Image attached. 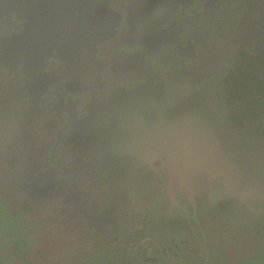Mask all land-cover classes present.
<instances>
[{
  "label": "flooded vegetation",
  "instance_id": "af4514ba",
  "mask_svg": "<svg viewBox=\"0 0 264 264\" xmlns=\"http://www.w3.org/2000/svg\"><path fill=\"white\" fill-rule=\"evenodd\" d=\"M67 1L70 51L40 33L59 20L58 0L0 3V40L35 27L23 34L34 41L28 66L0 60V211L41 233L30 263L242 264L264 247V194H227L218 180L192 199L171 194L163 158L119 156L98 123L78 128L117 98L94 99L77 77L92 66L65 59L92 52L100 82L123 92L153 78L168 108L211 86L234 124L264 135V0Z\"/></svg>",
  "mask_w": 264,
  "mask_h": 264
},
{
  "label": "water",
  "instance_id": "95a60500",
  "mask_svg": "<svg viewBox=\"0 0 264 264\" xmlns=\"http://www.w3.org/2000/svg\"><path fill=\"white\" fill-rule=\"evenodd\" d=\"M40 1L47 8L55 3V0ZM67 3V0H58L53 9L59 10V20L50 24L53 25L51 31L41 29L40 33L43 30V37L59 39L60 45L70 51L67 42L75 37H69L72 19ZM78 20L79 17L76 22ZM34 31L35 27L29 26L24 33L0 40V60L8 65L9 59L15 57L22 68L28 66V62L35 59L31 54L34 41L24 44L23 34L28 37ZM78 35L79 38L86 37L81 31ZM91 40L94 45L96 38ZM70 54L65 60L72 66H92H89L90 71L77 77L88 81L85 88L95 92L94 99L97 96L103 100L109 96L108 92L115 93L113 96L117 98L112 100L109 108L107 104L102 110L92 109L78 128L89 121L93 125L98 123L108 143L121 145L114 152L119 156L133 155L143 162L163 158L162 170L171 194L177 192L192 199L195 193L212 189L217 180L222 182L227 194H264V135L252 125L240 127L234 124L228 117L229 107L216 95V88L207 85L197 91L190 87L187 96H178L172 108H168L161 84H153V78L123 92L117 82L110 85L100 82V63L93 58L92 52L85 56ZM33 84V89L39 91V83ZM117 102L120 103L118 106ZM148 110H154L157 116L149 120Z\"/></svg>",
  "mask_w": 264,
  "mask_h": 264
},
{
  "label": "rangeland",
  "instance_id": "374dc122",
  "mask_svg": "<svg viewBox=\"0 0 264 264\" xmlns=\"http://www.w3.org/2000/svg\"><path fill=\"white\" fill-rule=\"evenodd\" d=\"M8 220L5 213L0 211V264H31L30 261L35 260V256L32 257L30 253L37 249V240L41 238V233L32 221L29 224V230L24 231L23 221L19 224ZM185 230L186 228L182 227L180 233ZM263 249V246L262 248L249 247L242 255L244 256L242 264H264ZM185 252L186 256H189V252ZM111 260L113 264H117V258L113 257ZM112 262L97 258L92 259L89 264H112Z\"/></svg>",
  "mask_w": 264,
  "mask_h": 264
},
{
  "label": "trees",
  "instance_id": "16d2710c",
  "mask_svg": "<svg viewBox=\"0 0 264 264\" xmlns=\"http://www.w3.org/2000/svg\"><path fill=\"white\" fill-rule=\"evenodd\" d=\"M11 221L15 222V223H18V220L14 217L11 218Z\"/></svg>",
  "mask_w": 264,
  "mask_h": 264
}]
</instances>
